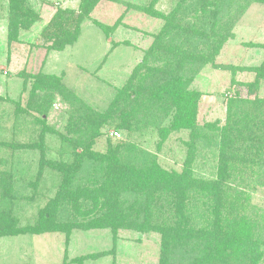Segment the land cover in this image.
Masks as SVG:
<instances>
[{
  "label": "rangeland",
  "instance_id": "obj_1",
  "mask_svg": "<svg viewBox=\"0 0 264 264\" xmlns=\"http://www.w3.org/2000/svg\"><path fill=\"white\" fill-rule=\"evenodd\" d=\"M25 2L32 7L37 19L27 29L18 27L16 37L9 39L7 29L12 9L9 0H0V95L3 98L0 99V193L4 194L3 178L7 182H4L6 191L9 188L8 199L3 202L0 199V210L7 208L18 227L37 224L39 209L58 194L62 175L54 165L70 160L72 149L93 162L108 150L109 140L121 141L128 143H123L125 159L138 166L155 161L164 169L181 170L190 150L189 131L170 129L166 137L159 136L158 126L168 127L171 123L174 111L171 105L162 107L161 103H154L158 107L157 122L131 120L132 127L137 129L134 132L114 126L99 129L96 122L93 137L90 133H80L84 123H79V132L76 127L67 131L65 121L59 118L62 112L58 113V101L62 103L61 110L78 101L81 112L86 115L106 112L118 88L137 62L144 60L152 45H157L153 61L174 55L171 50L174 46L183 51L192 49L196 54L200 50L210 54L206 62L194 64L188 86L198 95L197 137L190 150L194 153L192 168L196 175L209 177L218 166L216 149L221 138L216 130L225 125L229 105V121H239L242 127L250 129L259 121L251 111L262 105L257 99H264V3L249 0L244 9L235 8L226 23L222 21L223 39L211 53L212 46L215 49L218 43L200 36L188 39L185 23L176 35L154 42L155 34L165 22L163 17H156L157 13L167 15L175 3L187 7L189 0H100L87 14L79 7L80 0ZM241 4L240 0L226 1L221 9L231 7L232 10ZM56 10L71 18L76 31L71 43L60 49L50 47L51 29L42 32ZM97 22L112 27L107 30ZM196 39H201L196 42L197 46L194 45ZM35 78L46 84L36 103L54 98L47 104V116L42 115L47 120L44 131L33 124L37 114L35 106H26ZM209 126L214 132L208 130ZM52 127L57 130H48ZM64 137L69 138L68 142L62 140ZM86 140L90 143L87 149L82 146ZM257 146L264 161V143ZM64 148L67 152L61 153ZM249 181L243 189L238 185L242 190L241 204L234 205L235 209L230 207L224 223L231 232L242 227L243 234L263 243L260 248L263 260L259 264H264V169ZM126 200L131 215L126 219V226L115 234L108 228H73L68 233L54 230L0 235V264H162V235L150 229L137 230L132 225L143 221L146 203L134 195H128ZM159 208V203L153 205V220L164 219L172 226L173 215L163 214L162 217L158 214ZM193 222L194 228L202 227L201 222ZM208 235L211 238L212 234ZM239 251L222 252L226 258L234 255L224 259L222 264H236L239 257L235 255ZM247 251L248 248L237 264H247ZM178 264H184L183 260Z\"/></svg>",
  "mask_w": 264,
  "mask_h": 264
},
{
  "label": "trees",
  "instance_id": "obj_2",
  "mask_svg": "<svg viewBox=\"0 0 264 264\" xmlns=\"http://www.w3.org/2000/svg\"><path fill=\"white\" fill-rule=\"evenodd\" d=\"M99 1L80 0L79 7L87 14ZM226 1L233 0H189L187 7L175 3L168 12L167 15H170L167 18L166 14L163 15L159 11L156 17H163L165 22L159 33L155 34L154 42L158 43L164 37L176 35L175 32L185 23L189 30L188 39L200 36L218 43L215 49L212 46V51L208 50L214 53L223 39L222 21L226 23L231 16L230 13L235 8L244 9L245 3L249 0H240L242 4L233 7L232 10L231 7L221 9V5L224 6ZM257 1L264 3V0ZM9 6L12 11L9 15L7 35L12 39L16 37L18 27L26 28L37 19V16L25 0H9ZM70 19L68 15L56 10L51 21L42 29V32L51 29L48 34L51 48L60 49L76 37L73 21ZM173 21L176 23L173 24ZM97 23L107 30L112 27ZM194 41L196 45L201 39ZM156 47L157 45H152L144 60L137 62L133 67L126 81L118 88L111 100L110 108L103 114L86 115L81 112L78 101L69 103L61 110L62 103L57 100L60 105L58 113L61 111L67 114L61 113L62 117H59L65 121L64 129L69 131L76 127L79 132V123L81 125L84 123L80 133H90L91 137L95 136L97 126L99 129L114 126L127 132H134L137 130L132 127L134 122L148 123L153 120L157 122L158 107L154 103H161L162 107L165 104L171 105L174 111L168 127L158 126L159 136L166 137L170 129L188 130L190 136L188 145L191 150L195 142L193 140L197 137L198 95L188 86L191 75L194 74V64L206 62L210 54L206 55L201 50L196 54L192 49H187V52L174 46L171 48L174 55L153 61ZM39 78H35L31 84L26 106H35L34 110L37 114L34 116L33 124L37 125V128L45 129L47 120L42 118V115H46L47 104L54 98L51 97V100L49 98L47 102L45 99L44 103H36L38 94H42L46 86L45 81H39ZM0 99H3L1 95ZM257 100L262 102V105L256 106V111H251L252 116L259 119L252 126L253 129L242 127L239 121H229L231 116L229 105L225 125L216 130L219 133L218 137L221 138L220 145L216 149L219 161L217 168L209 177L195 174L192 168L193 151L188 150L180 171L164 169L155 161L145 166H138L139 164L130 162L131 160L125 159L122 154L125 150L124 144L128 143L108 139V150L101 157L97 156L93 162L85 159L83 153L72 149L70 160L55 163L56 170L62 175L60 190L54 198L48 200L44 208L39 209L37 224L18 227L16 219L7 208L0 210V235L54 230L68 233L73 228H108L115 234L117 230L126 226V219L131 215L130 208L127 210L126 198L128 195H134L135 198L140 199L139 201L146 203V208L141 224L132 225L137 230L150 229L162 235V264H178L180 259L184 264H192L191 262L207 264L209 261L222 264L224 259L234 256L226 258L222 252L238 249L240 251L235 255L239 257L235 262L237 264L242 260V256L244 257V250L247 248L249 250L247 264H259V261L263 260V253L260 252L263 243L249 238L248 234H243L242 227H239L237 232H231L232 230L224 223V216L228 214L230 207L241 204L239 194L242 190L240 191L238 185L243 189L250 179H254L264 169V161L259 156L257 146L264 143V99ZM96 122L97 126H95ZM229 128L231 129L227 131ZM48 130L57 129L52 127ZM208 130L214 132L210 126ZM68 139L62 138L65 142H68ZM247 142L251 145L250 149ZM38 145L41 148L42 145ZM82 146H86L87 149L90 143L86 140ZM65 152L67 151L64 148L61 153ZM4 179L1 186V189L4 186V194L0 193L1 202L8 199L9 188L6 191ZM157 203L161 206L158 210L159 215L162 217L163 214L173 215L175 221L172 226L164 219L153 220L152 207ZM193 221L201 222L202 227L194 228ZM208 234H212L211 238Z\"/></svg>",
  "mask_w": 264,
  "mask_h": 264
},
{
  "label": "built area",
  "instance_id": "obj_3",
  "mask_svg": "<svg viewBox=\"0 0 264 264\" xmlns=\"http://www.w3.org/2000/svg\"><path fill=\"white\" fill-rule=\"evenodd\" d=\"M115 135H117V132H114Z\"/></svg>",
  "mask_w": 264,
  "mask_h": 264
}]
</instances>
